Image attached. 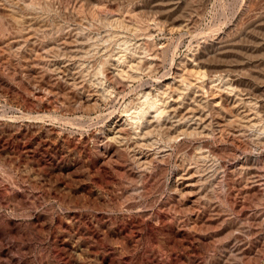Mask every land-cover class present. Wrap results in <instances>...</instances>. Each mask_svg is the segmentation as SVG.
<instances>
[{"label": "rangeland", "instance_id": "obj_1", "mask_svg": "<svg viewBox=\"0 0 264 264\" xmlns=\"http://www.w3.org/2000/svg\"><path fill=\"white\" fill-rule=\"evenodd\" d=\"M39 2L43 9L49 5L50 12L39 18L49 30L59 24L94 35L104 30L96 15L133 11L148 21L153 36L139 39L154 43L158 57L154 73L118 85L99 110L61 105L30 85L26 51L45 43L35 36L23 52L7 50L24 35L0 15V56L6 63L0 77L10 81V89L0 86V264H264L263 145L254 154L212 138L202 142L221 166L208 204L168 190L181 158L195 153L196 140L179 138L184 140H177L163 164L143 172L128 168L126 153L116 145L107 146L116 160L95 148L109 122L123 118V107L139 91L170 82L188 55L210 79H237L242 94L260 104L264 120V0H81V11L76 0ZM12 72L21 76L14 79ZM38 72L55 85L51 73ZM246 156L255 160L253 178L243 185L229 164Z\"/></svg>", "mask_w": 264, "mask_h": 264}, {"label": "bare ground", "instance_id": "obj_2", "mask_svg": "<svg viewBox=\"0 0 264 264\" xmlns=\"http://www.w3.org/2000/svg\"><path fill=\"white\" fill-rule=\"evenodd\" d=\"M80 2L76 0L75 4L77 10L81 11L83 4ZM40 3L39 0H0V15L8 17L13 23L12 27L18 28L19 31L16 32L24 35V40L10 41L6 46L7 50L19 54L23 52L24 44L35 36H40L39 41L45 43L39 49L37 47H30L29 51L27 49L28 59L25 58L29 60L30 63L27 62L29 72L33 74L32 76L30 73L33 81L28 79L32 81L30 83L32 90L39 92L46 99L51 98L50 100L60 102L61 105L68 104L96 111L104 106L103 103L109 101L118 85H128L139 80L147 71L154 73V60L158 57L156 45L139 39L141 36L150 39L153 36L149 32L151 27L147 20L139 19L132 13L133 11H127L125 13L127 15L118 11L116 15L110 14L109 17L101 19L94 15L95 20L99 21L104 29L102 35H94L92 34L94 32L91 33L82 27L70 31L59 24L49 30L48 24L40 21L43 11L50 12L49 5L46 3L43 9ZM150 21L155 25L159 24L156 17ZM2 52L4 53V50ZM3 55L0 56V66L3 65L2 68L6 69V63L1 58ZM6 62L8 64V60ZM196 62L198 61H195L194 55H188L170 82H164L155 90L139 91L137 98L123 107V118L108 121L107 128L95 139L97 147H94L105 156L108 153L107 146L114 144L126 153L123 163L128 168L144 171L163 164V160L170 154L179 138L196 140L198 142L194 147L195 153L191 159L181 158L173 172V181L168 190L185 200L193 199V202L204 201L203 203L208 204L213 199L216 188L214 186L217 184L221 166L219 162L215 163L216 158H213L214 155L209 149L206 151L202 142L212 138L216 142L234 145L236 149L242 151L241 153L244 151L258 153L259 148L264 146V120L261 118L263 115L259 114L260 104L252 96L242 94L240 87L243 85L239 86L237 79L234 81L231 79L232 76L220 74L219 77L210 79L211 75L208 78L206 71ZM37 70L53 73L54 79L50 74L49 80H55V85L59 82L63 88L56 87L50 81L44 82L43 77L39 76L41 72ZM24 73L22 72V75ZM17 75L9 77L15 79ZM3 78L0 77V86L9 88L10 81ZM14 79H11V83ZM21 79L23 80L22 77ZM107 155L108 160L116 158L113 154ZM239 157L232 158L229 170L230 173H238L242 184L246 185L253 178L252 166L255 159ZM212 210L215 211L214 205Z\"/></svg>", "mask_w": 264, "mask_h": 264}]
</instances>
